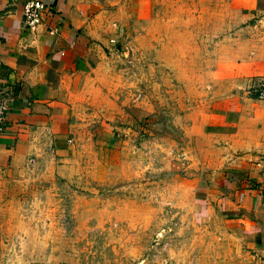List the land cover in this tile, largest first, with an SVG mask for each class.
I'll return each mask as SVG.
<instances>
[{"label":"rangeland","instance_id":"rangeland-1","mask_svg":"<svg viewBox=\"0 0 264 264\" xmlns=\"http://www.w3.org/2000/svg\"><path fill=\"white\" fill-rule=\"evenodd\" d=\"M150 1L110 38L66 161L0 171V264H264L222 196L189 184L221 154L208 115L242 25L229 0Z\"/></svg>","mask_w":264,"mask_h":264},{"label":"crops","instance_id":"crops-1","mask_svg":"<svg viewBox=\"0 0 264 264\" xmlns=\"http://www.w3.org/2000/svg\"><path fill=\"white\" fill-rule=\"evenodd\" d=\"M26 1L0 0V101L7 109V128L0 134V171L17 170L44 152H52L57 163L66 161L76 142L77 110L85 95L93 92L110 38L124 39L133 17L149 18L151 4L150 0H40L47 12L39 24L28 28L22 14ZM228 6L242 26L233 27L232 57L227 71H218L227 75L220 74L214 84L217 104L207 126L210 133L216 132L221 154L214 161L208 151L202 153L208 171L189 184L203 194L219 193L232 222L261 249L264 101L247 94L257 80L264 84V0H229ZM117 23L122 28L115 27ZM221 49L228 52L227 46ZM222 66L226 68L218 59V68ZM216 164L221 166L211 167Z\"/></svg>","mask_w":264,"mask_h":264},{"label":"built area","instance_id":"built-area-1","mask_svg":"<svg viewBox=\"0 0 264 264\" xmlns=\"http://www.w3.org/2000/svg\"><path fill=\"white\" fill-rule=\"evenodd\" d=\"M44 12H47V6L43 1H26L22 12L25 26L30 28L39 24L42 21ZM112 42H115V39H112ZM257 91V97L264 100V86L257 89ZM6 111L5 103L0 101V134H2L7 128Z\"/></svg>","mask_w":264,"mask_h":264}]
</instances>
